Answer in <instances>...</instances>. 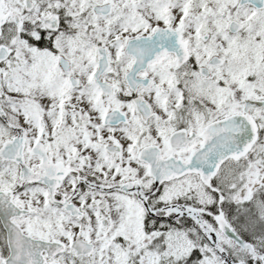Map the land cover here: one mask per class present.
<instances>
[{"label": "snow or ice", "instance_id": "6c2138e0", "mask_svg": "<svg viewBox=\"0 0 264 264\" xmlns=\"http://www.w3.org/2000/svg\"><path fill=\"white\" fill-rule=\"evenodd\" d=\"M0 264H264V0H0Z\"/></svg>", "mask_w": 264, "mask_h": 264}]
</instances>
